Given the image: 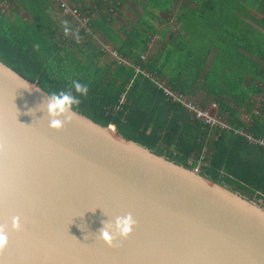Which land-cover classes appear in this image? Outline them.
Instances as JSON below:
<instances>
[{
    "label": "water",
    "instance_id": "1",
    "mask_svg": "<svg viewBox=\"0 0 264 264\" xmlns=\"http://www.w3.org/2000/svg\"><path fill=\"white\" fill-rule=\"evenodd\" d=\"M47 92L0 62V264H264V204L77 109L50 129Z\"/></svg>",
    "mask_w": 264,
    "mask_h": 264
},
{
    "label": "trees",
    "instance_id": "2",
    "mask_svg": "<svg viewBox=\"0 0 264 264\" xmlns=\"http://www.w3.org/2000/svg\"><path fill=\"white\" fill-rule=\"evenodd\" d=\"M188 1L187 11L193 18L188 31L195 41L194 47H201L202 55L190 77L197 76L205 60L211 61L210 57L214 61L218 57L236 59L221 60L232 62L226 70L218 71L210 66L194 82V87L202 86L207 94L214 95L218 109L215 116L227 121L232 126L229 130H209L198 120L187 119V113L178 104L165 100L161 89L134 69L135 65L145 68L149 64L141 61L140 56L148 49L149 36L157 32L153 20L165 25H169L170 18L175 22L184 21L183 6L177 5V0H69L67 5L76 9L80 18H87L86 27L90 30L81 28L76 19L67 15V22L71 20L78 27L77 39L73 38L71 28L68 35L64 29L58 33L53 1L0 0V4L3 2L0 5V62L49 91L69 89L72 80L86 84L88 93L81 97L77 108L80 112L104 125H113L115 130L191 167L199 162V171L242 192L264 198V147L249 143L233 130L244 128L255 138H264V67L259 64H264V43L257 47L258 62L240 53L239 44L242 42L246 46L244 50L253 56L247 38H252L258 30L245 26L244 22L250 21L264 31V0ZM139 6L142 14L137 10ZM124 8L135 17L127 23V30L113 17ZM96 39L111 46L128 65L116 60L100 64L106 53L98 47ZM163 44L168 46L165 40ZM157 72L164 73L161 68ZM175 73L166 79L173 88L177 83ZM123 91L125 104L120 110H114ZM250 93L261 95L260 99L251 100ZM226 97H234L252 122L241 121L239 112L221 100ZM192 102L205 110L196 101ZM254 109L258 113H252Z\"/></svg>",
    "mask_w": 264,
    "mask_h": 264
},
{
    "label": "crops",
    "instance_id": "3",
    "mask_svg": "<svg viewBox=\"0 0 264 264\" xmlns=\"http://www.w3.org/2000/svg\"><path fill=\"white\" fill-rule=\"evenodd\" d=\"M176 4L183 6L184 21L181 20V21L175 22L174 18H170L168 21L169 25H165V24H162L159 20H153L154 21L153 25L157 29L156 30L157 32L155 35L149 36L150 42H149L148 49L144 55H141L144 57V61L148 62L149 64H147V66L145 68L143 67L141 69L151 73L154 78L162 77L165 80L167 79V76L169 74L174 75V73L176 72L175 77L177 78V83H176L175 88H173L170 84H168V82H166L165 85H167L168 87H170L172 89H175V90L182 92L184 95L186 94V95L192 97L193 100L196 101L197 104L201 105L202 107L209 106L210 104H212V102H214V104H215V101L213 100L215 98L214 95L207 94L205 92V90L202 88V86L195 85V87H194V82L198 81L199 80V74L203 73V71L210 68V66H212L213 69L218 70V71L226 70L227 66L232 62H222L221 60H229V61L235 60L236 61V59H221V58L219 59V57H218V59H215V61H214L213 57H210L209 59H211V61H207V59H206L205 64L202 65V67H200L201 72H199L197 74V76H195L194 78L190 77V73L194 69L197 68L198 60H199L200 56H202L200 53L201 51H199V48H201V47H194L195 41H193V39L190 36L189 31H188L190 28L188 26V24L190 26H192V24H193V22L190 24V22L192 21L193 18L188 14L187 7H186V6H188V4H190L189 1L187 3V0H177ZM137 10H138V12H140V14H142L143 9L141 8V6L137 7ZM156 14H158V16H160L159 12H156ZM134 20H135V17L130 15L129 11L126 9V10H123V14L121 16V19H119L118 21H120L121 25H124V29L127 30V27H126L127 23L132 22ZM118 21H117V23H118ZM245 22H250V21H245ZM252 27H254L258 30L257 34H260V35L256 34L255 35L256 40L253 39V41L251 42V52H252L253 56H251L248 53V51L244 50V48H246V46H242L240 48V53H242L243 55H246L249 58H252V61L258 62L256 51H258L257 47H258L259 43H264V31L260 30L257 26L252 25ZM159 30L163 31L165 35L163 33H160ZM162 39H164L167 42L168 46H166V44L162 45V42H163ZM152 43H154L153 46H152ZM252 46H255L256 48H252ZM145 56H146V58H145ZM166 56H168L169 59H167ZM227 58H229V57H227ZM213 61H214V63L212 65H209L210 62H213ZM259 64L262 67H264L263 63H259ZM194 67H196V68H194ZM112 68H113V66H111V69ZM160 68L163 69V71H164V73L163 74L161 73V75H159L157 72L158 70H160ZM253 82H254V84L257 83L256 80H254ZM248 90H250V89H248ZM198 91H199V98L196 97ZM244 91H245V88H244ZM250 96L252 98L251 100H253L255 98H257V100H258V97H260L261 95L250 93ZM165 100H167V99H165ZM219 100H220V98L218 97V101ZM221 100H224L226 102V105L229 108L239 112V117L241 116V114H248L249 115V113H247L243 107L237 106V100L234 99V97L231 99H229L228 97H226V99L221 98ZM207 101H210V102L208 105L205 106V102H207ZM173 104H174V102H173ZM254 108H257V105H255ZM253 111H252V113H253ZM217 112H218V109H217ZM225 115L226 114H224V116ZM188 118L189 117L187 116V119Z\"/></svg>",
    "mask_w": 264,
    "mask_h": 264
},
{
    "label": "clouds",
    "instance_id": "4",
    "mask_svg": "<svg viewBox=\"0 0 264 264\" xmlns=\"http://www.w3.org/2000/svg\"><path fill=\"white\" fill-rule=\"evenodd\" d=\"M64 34L68 35L71 29L67 26L65 21ZM29 85L24 87L27 89ZM88 93V86L77 80L71 81L69 89L60 88L59 91L47 92V100L44 113H46L49 127L52 130L59 131L65 124L70 123L76 119V112L81 103V97ZM30 114L32 110H29ZM194 167V166H193ZM103 226L98 230L97 239L101 240L108 247L114 246V241L117 239H126L132 232L136 221L133 219L131 213L124 216H118L114 222H102ZM11 228L13 231L20 229V217L14 216L11 220ZM8 232L6 226H0V252H2L8 245Z\"/></svg>",
    "mask_w": 264,
    "mask_h": 264
},
{
    "label": "built area",
    "instance_id": "5",
    "mask_svg": "<svg viewBox=\"0 0 264 264\" xmlns=\"http://www.w3.org/2000/svg\"><path fill=\"white\" fill-rule=\"evenodd\" d=\"M62 7L67 8V15H70L74 19H76L80 24L81 28L86 29L87 31H90L87 29V20L85 18H80L79 14L76 9H73L71 7H67L66 5H63ZM102 49L106 54H110L111 57L114 58V60L120 62L121 64L128 65V61L126 59L120 58L114 50L111 49V46H105ZM141 61H144V57L140 56ZM134 69L136 72H140L144 77H148L158 89H161L164 97L174 102V104H178L188 115L189 118H193L195 120H198L201 122V124L206 125L209 130L213 128H218L220 130H229L232 129V126L225 120H221L220 118H217L216 116H211L208 114L207 110H203L199 108L198 106L194 105L191 99H188L182 92L172 89L165 85L162 81H158L152 78V74L142 70L139 65H135ZM128 86V85H127ZM127 86L125 90L127 89ZM125 104V91L121 92L118 95L116 106L114 107V110H120V108ZM253 113H258L256 109H254ZM247 118H250L249 122H252V118L250 115H246ZM234 132L240 134L241 136L245 137L249 143H257L258 145H261L264 147V138H255L252 134L247 132L244 128L239 129H233ZM196 169V168H195Z\"/></svg>",
    "mask_w": 264,
    "mask_h": 264
},
{
    "label": "rangeland",
    "instance_id": "6",
    "mask_svg": "<svg viewBox=\"0 0 264 264\" xmlns=\"http://www.w3.org/2000/svg\"><path fill=\"white\" fill-rule=\"evenodd\" d=\"M51 1H53V6H54V7L57 9V11H58V12H57V11L55 12V14L53 15V18L55 19V22H56L57 26H59V27H58V33H60L61 30H63V29L65 28V26H66L64 22L67 21V18H66V16H67V8H66V7L62 8V6H60V5L58 6V3L61 4V2H62L63 5H66V6L68 7V5H70V4H69L70 2H69V0H63V1H62V0H51ZM59 1H60V2H59ZM84 1L89 2V0H84ZM2 3H3V2H1L0 5H2ZM67 4H68V5H67ZM123 10H126V9L124 8ZM123 10L120 11V14H119V15H118V14H114V15H113L114 20H116V22H117L119 19H121V16H122V14H123ZM22 16H24V14H22ZM85 19L87 20V18H85ZM239 21H240V24H241V23H242V18H241V16H239ZM243 22H244V21H243ZM244 24H245V26H246V24L252 26V24H250L249 22H244ZM67 26H68L69 28L73 29L74 32H73L72 36L74 35L73 38H76V39H77V32L79 31V30H78V27H75L74 22L71 21V20L68 22V25H67ZM80 27H82V26L80 25ZM252 35H253V34H252ZM252 35H251V36H252ZM96 36H97V35H96ZM70 37H71V36H70ZM97 37L100 38L99 36H97ZM90 39H92V38H90ZM100 39H101V38H100ZM253 39L256 40V36H255V35H253L252 38H251L250 36H248V38H247L248 43H251V42L253 41ZM94 40H95V37H93L92 41H94ZM162 40H164V39H162ZM96 42H97V44H98V47H100L101 49L104 48L103 43H101V42L99 41V39H96ZM102 42H103V41H102ZM97 44H96V45H97ZM239 44H240L241 47L244 45L242 42H240ZM228 47H229V46H227V47H225V48L227 49ZM252 48H256V47H255V46H252ZM145 58H146V56H145ZM112 60H114V58L111 57V55L107 53V55L105 54V56H103L99 62H100V64H103V63H110ZM151 76H152V75H151ZM155 77H156V76H155ZM152 78L155 79L153 76H152ZM155 80L162 81L163 83H166V80H165L164 78H162V77H160V78L157 77ZM152 83H153V82H152ZM153 85L155 86L154 83H153ZM155 87H156V86H155ZM185 96H186L188 99L193 100L192 97H190V96H188V95H186V94H185ZM196 97L199 98V91H198ZM196 100H197V99H196ZM258 100H259V97H258ZM209 102H210V101L205 102V106L208 105ZM254 106H255V105H254ZM204 108H205V110H207L208 114L211 115V116H215L216 113H218V112H217V107H216L215 104L213 105V102H212V104H210L209 106H206V107H204ZM246 115H247V114H241V116L239 117V119H240L241 121H243V122L248 123L249 120H250V118H247ZM219 117H220V116H219ZM189 161H190V159H189ZM200 164H201V163L197 162L196 165L194 166V168H196L197 170H199V166H200ZM244 194H246V195H248V196L254 198L255 200L261 202L262 204H264V198H261V199L257 198V194H249V192H244Z\"/></svg>",
    "mask_w": 264,
    "mask_h": 264
}]
</instances>
